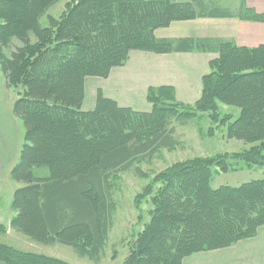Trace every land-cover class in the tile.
Masks as SVG:
<instances>
[{
  "label": "trees",
  "instance_id": "obj_1",
  "mask_svg": "<svg viewBox=\"0 0 264 264\" xmlns=\"http://www.w3.org/2000/svg\"><path fill=\"white\" fill-rule=\"evenodd\" d=\"M60 1L0 0V72L6 88L23 89L12 109L24 137L10 172L18 187L9 230L98 263L114 209L112 180L159 151L172 150L175 123L209 114L247 148L175 163L150 178L144 191L149 220L131 237L121 264H183L254 238L264 225V45L156 36L174 23L242 19L241 14L203 0H72L59 17L46 15ZM246 12L264 22V16ZM45 16L48 25L41 26ZM133 52L216 57L193 106L171 101L168 87H160L147 90L148 111L121 107L100 92L93 108L84 111L86 80H107ZM218 103L238 109L237 117L220 120ZM252 168L262 177L237 187H211L215 175ZM134 172L149 178L136 167ZM5 232L0 226V235ZM0 262L68 264L2 243Z\"/></svg>",
  "mask_w": 264,
  "mask_h": 264
},
{
  "label": "rangeland",
  "instance_id": "obj_2",
  "mask_svg": "<svg viewBox=\"0 0 264 264\" xmlns=\"http://www.w3.org/2000/svg\"><path fill=\"white\" fill-rule=\"evenodd\" d=\"M72 0H62L51 7L46 15L59 17L65 6ZM210 1L213 6L228 13H240L241 22H255L245 0H203ZM41 26H47L46 16L40 21ZM178 24V23H175ZM173 24V25H175ZM186 26L173 28L165 35L175 32L184 34ZM190 31L197 36L207 34H223L231 30V25L211 22H194L189 25ZM161 32L160 35H164ZM222 40V39H221ZM231 42L237 46L233 41ZM239 47V46H237ZM216 55L198 54L175 56L173 54L156 56L152 54L133 52L129 61L122 68L112 71L107 80L88 78L85 83V97L82 109L91 110L95 104L97 94L115 100L119 106L132 108L144 112L151 108L146 100L149 88L168 87L166 93L171 95L170 100L184 106H193L201 96V79L210 73L209 63ZM23 89H8L0 72V226L4 227L5 234L0 235V242L18 251L44 255L64 261L68 264H121L128 253V244L131 237L141 232L144 224L149 220L147 212L150 209V199L146 198L145 189L157 173L165 170L175 163L184 162L194 158H206L217 154L236 153L247 148L242 142L230 139L227 135V126L212 123L209 114H198L185 124L175 123L174 140L177 143L172 150H161L151 159H147L133 170L118 175L112 180L111 223L105 242L104 254L98 263L88 258L77 256L70 248L65 246L46 247L33 243L28 238L14 234L9 230V223L13 216L10 211V202L14 190L18 187L10 178V172L18 162L23 145L24 129L21 121L12 113L15 100L20 98ZM219 119L229 116L235 119L239 110L221 103L217 104ZM5 136V140L3 139ZM135 167L148 174L149 178H141L134 172ZM262 177L260 169L244 170L235 173L215 175L211 187L221 186L237 187L241 184ZM140 205V212L136 206ZM142 218L139 219L138 216ZM234 246V245H233ZM231 246V247H233ZM243 248V247H242ZM241 247L223 249V252L213 254H197L188 258L185 264H251L254 259L239 261L238 251ZM238 250V251H237ZM237 251V252H236ZM186 261V260H185ZM184 261V262H185ZM253 264V263H252Z\"/></svg>",
  "mask_w": 264,
  "mask_h": 264
},
{
  "label": "crops",
  "instance_id": "obj_3",
  "mask_svg": "<svg viewBox=\"0 0 264 264\" xmlns=\"http://www.w3.org/2000/svg\"><path fill=\"white\" fill-rule=\"evenodd\" d=\"M182 1H188V0H182ZM247 7L254 9L257 13H263L264 14V0H245ZM194 22H211V23H217V24H227L228 26L231 25V30L227 33L223 34H207L203 37L197 36L196 34L192 33L190 31L189 25H191ZM175 24V23H174ZM178 26H186L185 28H188L189 31L184 30V34H178L177 32L174 33L176 36H169L173 35V33H169L168 36L165 34L171 30V32L174 31L173 28ZM161 32H164V35H160ZM156 36L159 38L164 39H170V40H177V39H212V40H229L233 41L237 46L239 47H245V48H255L260 45H264V24L261 23H254V22H241L235 18H226V19H197L195 21H189V22H180L175 25H171L168 29L159 30L156 32ZM190 54H173L175 56H184V55H191ZM199 54V53H198ZM111 99V98H110ZM3 139L5 140V136H3ZM12 232V231H10ZM15 234V233H14ZM1 243V242H0ZM60 246V245H54ZM235 248L243 247L242 251H236L239 256V261H242L245 257L246 260L254 259L252 262L253 264H264V225L258 230L256 236L252 239L241 241L234 245ZM230 247V248H234ZM51 247V248H52ZM223 252L222 250L216 251V252H209L207 254H213ZM192 258V257H191ZM187 261L183 263L185 264ZM250 262V260H249ZM251 263V264H252ZM0 264H2L0 262Z\"/></svg>",
  "mask_w": 264,
  "mask_h": 264
}]
</instances>
